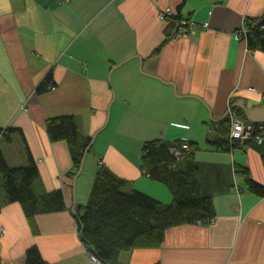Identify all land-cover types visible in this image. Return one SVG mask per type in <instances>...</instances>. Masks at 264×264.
<instances>
[{
  "label": "crops",
  "instance_id": "1",
  "mask_svg": "<svg viewBox=\"0 0 264 264\" xmlns=\"http://www.w3.org/2000/svg\"><path fill=\"white\" fill-rule=\"evenodd\" d=\"M165 9L174 17L160 21ZM177 17L208 28L176 37ZM254 19L264 22V0H0V129L13 131L9 143L0 136V148L10 168L32 157L37 187L61 190L65 206L30 220L19 203H4L0 264H27L31 248L47 264H93L74 211L86 204L98 165L126 192L169 203L168 188L141 166L151 140L198 146L201 190L216 218L169 228L159 247L122 252L118 264H264V197L249 193L236 172L246 168L264 187L260 150L210 145L229 111L250 123L236 106L264 107V53L246 41ZM69 116L83 143L94 137L75 183L68 145L52 143L46 130L49 120Z\"/></svg>",
  "mask_w": 264,
  "mask_h": 264
},
{
  "label": "trees",
  "instance_id": "2",
  "mask_svg": "<svg viewBox=\"0 0 264 264\" xmlns=\"http://www.w3.org/2000/svg\"><path fill=\"white\" fill-rule=\"evenodd\" d=\"M246 41L249 49L264 53V22L263 29L248 31ZM50 79V76L46 77L39 85L38 94L46 91ZM238 112L241 113L240 110ZM259 125L264 126V123ZM228 129L225 127L220 138L210 139V145L231 151L253 144L260 150L264 165V136L260 144L255 140L242 144L238 140H229ZM46 130L52 143L64 141L68 145L74 166L70 176H73L79 169L87 146L78 133L75 118L69 116L49 120ZM12 133L10 129H0V136L5 143L10 142ZM183 145H188V150H180L181 156L176 157L171 148H181ZM197 150L196 144L185 140H151L144 143L142 169L150 180L168 188L172 196L169 203H162L137 190L126 192L124 181L98 165L87 202L77 213L87 252L102 264H118L122 252L159 247L169 228L186 224H211L216 212L212 198L205 196L201 190L199 171L194 160ZM236 172L244 177L249 193L264 197V187L251 180L246 168L238 167ZM38 179L39 172L32 157L28 156L25 165L10 168L0 148V210L4 203H19L30 220L36 213L63 211L65 206L61 190L44 193L36 185ZM26 261L27 264H47L37 248L26 252Z\"/></svg>",
  "mask_w": 264,
  "mask_h": 264
},
{
  "label": "built area",
  "instance_id": "3",
  "mask_svg": "<svg viewBox=\"0 0 264 264\" xmlns=\"http://www.w3.org/2000/svg\"><path fill=\"white\" fill-rule=\"evenodd\" d=\"M67 1V0H65ZM174 17V14H172V11L170 9L162 10L158 12V19L160 21H166L168 19H172ZM199 27H202L204 29L208 28V23L205 22L201 25L195 23L192 20L186 19V18H180L176 22V30H175V36H186L188 35L192 30L197 29ZM257 28L263 29V23H258ZM246 33V32H244ZM51 91L55 90L54 87L50 88ZM264 98V97H263ZM229 117H228V138L229 140H238L242 144L249 140H255L257 144H260L262 142V138L264 136V126L256 124H250L248 122L243 121L235 111H229ZM185 148L179 149L176 146H173L171 148V152L176 156L180 157L181 153L180 150H188L187 145H184ZM87 256L89 260L93 264H102V262L97 259L93 254L87 252Z\"/></svg>",
  "mask_w": 264,
  "mask_h": 264
},
{
  "label": "water",
  "instance_id": "4",
  "mask_svg": "<svg viewBox=\"0 0 264 264\" xmlns=\"http://www.w3.org/2000/svg\"><path fill=\"white\" fill-rule=\"evenodd\" d=\"M236 108L241 109L246 114V120L249 121L250 123H253V124H262V123H264V107L263 108L262 107H259V108L257 107V108H253V109H246L245 107H243L241 105H238V106H236ZM208 111H209V114H211L209 109H208ZM223 118L221 120H224ZM93 139H94V137L91 139V141L85 147L84 153L82 155L81 163H80V166H79V170H78V172H77V174L75 175V178H74V183H75L76 177L79 175V173L82 170V167L84 165V161H85L87 152L89 151V148L92 145ZM74 215L76 216L77 221H78V217H77V214H76L75 211H74ZM80 233H81V227H80Z\"/></svg>",
  "mask_w": 264,
  "mask_h": 264
},
{
  "label": "rangeland",
  "instance_id": "5",
  "mask_svg": "<svg viewBox=\"0 0 264 264\" xmlns=\"http://www.w3.org/2000/svg\"><path fill=\"white\" fill-rule=\"evenodd\" d=\"M62 2H65V0H61ZM166 10V9H165ZM171 10V9H170ZM172 11V10H171ZM172 14H174L173 12H172ZM173 18V17H172ZM258 23L259 22H255V19L252 21V26H253V28H257L256 26H258ZM252 28V29H253ZM248 31V30H247ZM174 36H175V33H174ZM178 37V36H177ZM258 125V124H257ZM228 126H229V124H228ZM111 130H112V127L110 126V128L108 129H106L105 131H103L101 134L104 136H106V138L107 137H109L110 136V134H111ZM187 147L189 148V146L187 145ZM131 149H133L134 147L133 146H131L130 147ZM178 148V147H177ZM183 148H185V146L183 145V146H181V148H179V149H183ZM141 154H140V160H141V156H142V151L140 152ZM89 162V159L87 160V163ZM87 163H86V165H87ZM84 164H85V162H84ZM88 165H89V163H88Z\"/></svg>",
  "mask_w": 264,
  "mask_h": 264
},
{
  "label": "flooded vegetation",
  "instance_id": "6",
  "mask_svg": "<svg viewBox=\"0 0 264 264\" xmlns=\"http://www.w3.org/2000/svg\"><path fill=\"white\" fill-rule=\"evenodd\" d=\"M244 121V120H243ZM257 125V124H256ZM259 125V124H258Z\"/></svg>",
  "mask_w": 264,
  "mask_h": 264
}]
</instances>
